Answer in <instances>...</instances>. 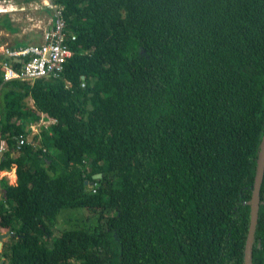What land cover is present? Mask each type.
<instances>
[{"label":"trees","instance_id":"obj_1","mask_svg":"<svg viewBox=\"0 0 264 264\" xmlns=\"http://www.w3.org/2000/svg\"><path fill=\"white\" fill-rule=\"evenodd\" d=\"M55 2L76 36L66 85L0 80V170L16 166V185L0 183L2 264H243L264 0ZM35 110L56 123L20 146ZM62 210L85 217L54 237ZM251 264H264V171Z\"/></svg>","mask_w":264,"mask_h":264},{"label":"built area","instance_id":"obj_2","mask_svg":"<svg viewBox=\"0 0 264 264\" xmlns=\"http://www.w3.org/2000/svg\"><path fill=\"white\" fill-rule=\"evenodd\" d=\"M39 2L40 6L47 8L49 26L43 31L39 44L12 49L0 46V53L8 58V60L5 58L0 60V80L2 83L16 81L32 84L39 79H59L66 85L63 78L64 66L72 56V51L67 42L75 41L76 36L66 31V23L62 14L63 4L57 3L55 0H39ZM31 3H36V1ZM0 10L6 12L8 9L2 8ZM13 62H17V64ZM82 86L84 85L82 84ZM55 122V119L38 114V120L30 125L31 132L26 138L27 141L31 140L34 135L40 139L41 132H48ZM24 142L25 138L21 135L18 144L22 145ZM1 152H4L2 143H0ZM8 176V173L0 171V182Z\"/></svg>","mask_w":264,"mask_h":264},{"label":"rangeland","instance_id":"obj_3","mask_svg":"<svg viewBox=\"0 0 264 264\" xmlns=\"http://www.w3.org/2000/svg\"><path fill=\"white\" fill-rule=\"evenodd\" d=\"M22 9H24V11L22 12L0 14V28H2L1 40L4 44H6V46L12 47L16 42H20L22 44L38 43L40 42V38L43 30H45L48 27V15L45 13L43 9L40 8L39 3H30L28 5H23ZM2 25L9 26V29L8 30L5 29ZM97 83L98 81H95L93 84L96 85ZM26 102H27V106L30 107L31 101L26 99L24 100V103ZM50 153L54 154L55 152L50 149ZM3 182L7 184V180L5 179L2 180L0 183ZM10 182L12 183V181ZM4 197L5 196L2 195L0 197V200L2 201ZM6 200L9 201L10 198L8 199L6 198ZM77 212H83V211L82 210L60 211L52 227L54 237H57L61 231H63L64 229H68V227L72 224L73 221H69V222L67 221L68 215H71L72 217L77 215L79 219H83L85 217L84 214H75ZM3 232H4V227L0 223V233ZM2 243H3V249L7 250L9 246V237L3 239Z\"/></svg>","mask_w":264,"mask_h":264},{"label":"water","instance_id":"obj_4","mask_svg":"<svg viewBox=\"0 0 264 264\" xmlns=\"http://www.w3.org/2000/svg\"><path fill=\"white\" fill-rule=\"evenodd\" d=\"M263 171H264V133L259 144V151L256 159L255 174L253 178V183L251 185V198L249 201L250 219H249L248 231L244 244L243 264H251V249L253 243L254 230L257 222L258 206H259V189L263 177ZM99 177L100 174L94 176L93 178H99ZM7 237H8V233L0 234V246L3 239ZM2 262L3 261L1 260L0 264H2Z\"/></svg>","mask_w":264,"mask_h":264},{"label":"clouds","instance_id":"obj_5","mask_svg":"<svg viewBox=\"0 0 264 264\" xmlns=\"http://www.w3.org/2000/svg\"><path fill=\"white\" fill-rule=\"evenodd\" d=\"M32 1H36V3H40L39 2V0H29V1H27L26 3H24V1H19V3L20 4H18V3H15V2H13V1H0V9H2V8H5V9H8V10H6V12H1V10H0V14H10V13H16V12H22V11H24V9H22V6L23 5H28V4H30ZM63 7H64V5H63ZM19 8V9H18ZM40 8L41 9H43L44 11H45V13H47L48 14V11H47V8L46 7H43V6H40ZM11 11H13V12H11ZM63 12V11H62ZM6 17V16H5ZM65 20V19H64ZM66 23V22H65ZM48 26H49V24H48ZM48 28V27H47ZM46 28V29H47ZM44 31V30H43ZM43 33V32H42ZM42 36V35H41ZM40 42H41V38H40ZM40 42H38V43H35V44H39ZM72 42V41H71ZM68 43H69V41L67 42V45H68ZM25 45H30V44H25V43H23V44H21L20 46H25ZM9 48V47H8ZM15 48H17V47H15ZM10 49H12V48H10ZM71 50V49H70ZM73 53V52H72ZM72 57V56H71ZM70 57V58H71ZM6 60H8V58H6V57H4ZM14 64H17V62H13ZM13 82H16V81H13ZM10 83V82H9ZM30 84V83H29ZM33 84V83H32ZM31 84V85H32ZM29 100V99H28ZM30 108H33V106H32V103H31V105H30ZM38 114H42V113H40V112H38V111H36L35 110V116H36V120L35 121H37L38 120ZM44 115V114H43ZM45 117H47L46 115H44ZM47 118H49V117H47ZM53 119V118H52ZM35 121H32V122H30V123H27V124H25L24 126H23V132H22V134H20V135H23L24 136V138H25V142L22 144V145H24V144H30L31 146H33V147H37V146H39V143H40V139L39 138H37V136H35L34 135V137L31 139V140H29V141H27V137H29V134H30V132H31V130H30V125H32ZM56 123V122H55ZM54 123V124H55ZM53 124V125H54ZM52 126V125H51ZM46 131H42L41 132V134H40V138H41V136H42V134L43 133H45ZM47 134H50V130L48 131V132H46ZM18 139H19V136L17 137V139H16V142H18ZM22 145H20V146H22ZM4 153V152H3ZM0 154H2V153H0ZM12 170H14L13 172L16 174V166L15 165H11L10 166V168L9 169H3V170H0L1 172H6V173H8L9 175L11 174V173H13L12 172ZM7 180V184L9 185V186H11L10 184H9V176L8 177H4L2 180ZM1 180V181H2ZM2 195H0V197H1ZM4 199V198H3ZM0 234H3V233H0ZM2 244V243H1ZM1 247V246H0Z\"/></svg>","mask_w":264,"mask_h":264},{"label":"crops","instance_id":"obj_6","mask_svg":"<svg viewBox=\"0 0 264 264\" xmlns=\"http://www.w3.org/2000/svg\"><path fill=\"white\" fill-rule=\"evenodd\" d=\"M27 1H24V3H26ZM15 3H18V4H20L19 2H15ZM4 28H5V26L4 25H2ZM6 29V28H5ZM2 28H0V46H5V47H9V46H6V44H4L3 42H2V38H1V34H2ZM7 35V34H6ZM22 43H20V42H16V43H14V45L11 47H9V48H15V47H19L20 45H21ZM5 56H3L1 53H0V60H2L3 58H4ZM12 171H14V170H12ZM11 177H14V181H12L11 180ZM10 181H12V183L10 182ZM9 184L11 185V186H15L16 185V174L13 172V173H11L10 175H9Z\"/></svg>","mask_w":264,"mask_h":264},{"label":"bare ground","instance_id":"obj_7","mask_svg":"<svg viewBox=\"0 0 264 264\" xmlns=\"http://www.w3.org/2000/svg\"><path fill=\"white\" fill-rule=\"evenodd\" d=\"M11 12H13V11H11ZM3 84H5V83H2V81H1V85H3ZM21 136V135H20ZM19 136V137H20ZM0 143H2L3 144V142L2 141H0ZM2 153V152H1ZM11 180L12 181H14V177H11ZM2 192H3V189L2 188H0V193H1V195H2Z\"/></svg>","mask_w":264,"mask_h":264}]
</instances>
